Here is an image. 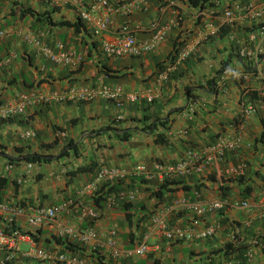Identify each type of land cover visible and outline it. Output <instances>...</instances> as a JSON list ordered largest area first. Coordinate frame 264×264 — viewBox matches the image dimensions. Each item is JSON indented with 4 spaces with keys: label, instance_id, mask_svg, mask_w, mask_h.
<instances>
[{
    "label": "crops",
    "instance_id": "obj_1",
    "mask_svg": "<svg viewBox=\"0 0 264 264\" xmlns=\"http://www.w3.org/2000/svg\"><path fill=\"white\" fill-rule=\"evenodd\" d=\"M95 1L82 0V3L90 9ZM108 1L115 4L129 0ZM235 1L240 2L206 0L199 8L187 0H145L139 10L128 16L108 15L106 30L96 37L83 21L85 28L78 30L53 23L77 17L72 7L61 0H1L0 31L4 37L0 42V60L9 56L10 61L0 67V104L10 105L20 93L38 95L22 114L0 120V178L6 181L1 202L57 206L70 200L68 213L60 214L57 220L84 228L89 223L80 219L79 207H93V204L89 198L78 199L76 191L93 178L98 166L129 169L134 165L147 167L152 161L175 164L187 150L201 151L221 137L237 136V147L227 152L219 163L173 178L190 189L186 194L178 189L172 198H218L216 182L210 177L229 178L225 185L229 186L230 195L225 199L233 203L245 201L252 210L228 208L203 219L171 216V224H189L201 229L218 223L220 229L205 240L162 243L157 251L126 260L128 264H200L198 253L205 256L229 241L233 232L246 243L256 235L255 230H260L262 235L257 223L264 222V147L255 144L253 149L252 140L257 138L264 121V70L254 55L258 48L264 49V35H259L258 26L247 21L242 11L234 12L230 24L222 22V11ZM260 1L263 0L242 2ZM53 8L55 11L49 13ZM155 19L161 24L168 23L170 29L154 50L122 59L102 55L101 42L110 41L122 24L139 28L135 38L140 43L150 36L152 31L147 27ZM249 36H252L250 41ZM26 37L49 47L60 42L65 50L81 54L82 60L77 66L53 65L39 54L38 47L27 43ZM177 41H182L184 56L157 74L155 64L165 60ZM242 47L250 55H242ZM223 65L237 75L225 77L222 89L217 85V71ZM165 69L166 77H161ZM100 82L118 85L127 93L153 90L154 98L151 103L123 101L119 109L101 98L88 102L41 101L49 95L62 94L69 87L95 86ZM252 93L255 99L250 101L247 97ZM248 104H253L255 110L243 118L240 112ZM173 109L178 110L171 112ZM27 131L34 136L20 137ZM156 139L160 141L157 144ZM69 143L74 146L56 159ZM28 153L45 156L47 160L30 164L28 169L27 163L17 160ZM238 164L244 167V185L252 188L244 200L238 197L242 187L235 177L225 175L226 169ZM88 165L95 167L73 173L74 169ZM18 177L23 178L21 184L16 183ZM131 178L136 179L138 200L144 199L143 188L151 187L153 182L138 184L139 178ZM18 226L40 239L55 235L53 225L29 229L19 220ZM92 227L96 232L116 228L120 249H130L140 239L133 223L129 224L119 210H102ZM17 247L24 250L28 245L18 242ZM53 247V243L45 246ZM250 250L253 254L250 264H263L261 251ZM15 257L14 264H43Z\"/></svg>",
    "mask_w": 264,
    "mask_h": 264
},
{
    "label": "built area",
    "instance_id": "obj_2",
    "mask_svg": "<svg viewBox=\"0 0 264 264\" xmlns=\"http://www.w3.org/2000/svg\"><path fill=\"white\" fill-rule=\"evenodd\" d=\"M1 1V0H0ZM64 4L70 5L76 12L81 21L86 23L93 36H99L106 30L107 16H128L134 11L139 10L145 0H129L126 2H117L115 4L109 3L108 0H96L90 7L86 9L82 0H61ZM242 11L244 18L250 23L258 26L259 35H264V25L262 19L264 18V0L260 2H248L246 5H241V2L235 1L230 7L222 11V22L230 24L235 15L234 12ZM152 32L150 36L138 43L135 38V33L139 28H130L128 24H122L113 38L108 42H101L100 51L106 58L122 59L132 56H138L142 53H148L154 50L158 44L164 39L170 29L167 23H159L156 19L153 20L147 27ZM4 34L0 31V42ZM28 44L34 45L39 54L48 62L57 66H77L82 60L81 54H74L64 49L60 42H55L52 47L40 45L34 38L26 37ZM252 36H249V41ZM179 49L177 59L184 56V51ZM242 55H250L244 47L241 48ZM264 53V49L258 48L254 55ZM175 60V61H176ZM10 57L0 60V67L8 64ZM175 63V62H174ZM169 68V67H168ZM167 69V68H166ZM160 76L166 77V70ZM236 76L237 72L232 69L223 68L219 75L217 85L223 89V82L227 76ZM102 79V77H101ZM155 91L148 90L146 92H125L118 86H108L102 82L95 86H79L69 87L62 94H53L42 99V102L49 100H70L74 102H88L96 98H101L114 103L117 109L122 107L123 101L134 103L144 101L151 103L154 98ZM38 95L35 93L17 94L10 105L0 104V120H5L14 116L22 114L24 108L31 104L32 100L37 99ZM253 104H248L242 108L240 115L244 118L254 112ZM34 134L30 131L20 134L22 138L33 137ZM236 136V135H234ZM239 138L234 139L221 137L209 144L204 150H187L182 157L175 164H166L159 161H152L149 166L134 165L129 169H120L107 166H99L94 173L93 178L85 182L76 191V197L93 199L100 187H107L118 181L128 180L132 176L142 179L147 182H161L164 179H173L186 175L189 172L205 169L208 166L219 163L225 154L237 147ZM27 168L31 167L27 163ZM243 165L226 169L225 175L238 177L243 175ZM7 169V168H6ZM22 177L16 178V183L21 184ZM137 190L121 191L115 195H109L103 202V210H109L116 201H137L139 199ZM70 207V200L63 201L57 206H43L31 204H8L0 202V219L6 222H13L18 226L19 220L29 228L34 229L41 226H54V234L74 241L84 246L85 253L99 252L103 261L119 262L135 257H144L154 251L159 250L162 243L170 244L182 240H205L212 237L220 225L212 223L197 229L191 225L170 224L171 214L182 212L187 216L197 219H203L207 215L216 213L218 211L226 210L228 208H250L244 202L233 203L226 199H187L185 197L171 198L162 204L153 214H151L144 226V231L139 234V241H137L130 249H120L118 247L117 230L112 227L104 232H96L91 225L84 228H76L68 224H64L57 220L60 214L68 213ZM80 219L94 222L99 218V213L94 207H81L80 205ZM264 223V222H263ZM262 234H264V227ZM237 233H232L230 240L233 241ZM260 236V235H256ZM239 240L242 239L238 236ZM18 242L27 243L28 247L21 250L17 247ZM154 244H152V243ZM250 248L246 254V263L250 264L252 259V247H257L260 251L264 250V242L256 243L252 239L249 243ZM0 249H3L4 256L0 258V264L18 255L20 258L38 260L43 264H92L88 257H79L69 253L58 251H46L37 247L28 235L21 234L17 228L5 232L0 228ZM264 264V257L262 261Z\"/></svg>",
    "mask_w": 264,
    "mask_h": 264
},
{
    "label": "trees",
    "instance_id": "obj_3",
    "mask_svg": "<svg viewBox=\"0 0 264 264\" xmlns=\"http://www.w3.org/2000/svg\"><path fill=\"white\" fill-rule=\"evenodd\" d=\"M240 0L241 4L244 6V4ZM187 2L193 6V7H199L202 8L204 6V3L206 0H187ZM55 9H51L49 13H53ZM14 13V12H13ZM44 14V13H43ZM41 14V16H43ZM22 15V14H21ZM46 17V16H45ZM51 23V21H49ZM54 24L58 26H63L67 28H72L74 30L78 29H84L85 26L83 22L79 19V17H75L73 20H66V19H60L56 22H53ZM182 41H177L173 44L171 50L168 52L167 56L165 57L164 61L157 62L156 70L157 74L162 72L164 68L170 67L174 64L177 54L179 52V49L181 48ZM167 62V65H163ZM257 62H262L261 69L264 70V53L257 54ZM225 65L221 66L220 69L217 71V74L220 73V71L225 68ZM250 69V67H248ZM251 70V69H250ZM254 71V69L252 70ZM107 71H103L106 76ZM213 89L215 88V85L213 81L211 82ZM248 100L255 99V93H252L251 95H248ZM262 99V98H261ZM178 109H173V111H177ZM262 129L260 133L258 134L257 138L252 140V148H255V144H258L262 147H264V121L261 123ZM107 129V127H105ZM159 140H154V143H159ZM74 145L72 143L67 144L62 151L56 155V159L61 158L66 155L67 149L72 148ZM18 161H23L25 163L34 164L39 161H46L47 157L42 155H37L34 153H28L26 155H23L22 157H19L17 159ZM9 161H11L9 159ZM95 165L91 166H84V167H78L74 169L73 173L81 172V171H91ZM99 167V166H98ZM264 179V178H263ZM129 181H118L116 183H113L107 187H100L97 195L91 199V202L93 204V207L100 211L99 217L102 214L103 210V202L106 197L109 195H115L118 192L121 191H130V190H138L137 187H135V180L133 178H129ZM138 184H147L142 179H137ZM210 180H215L217 185V191H218V198L225 199L230 194V188L229 186L225 185L226 182L229 181V178L223 179L222 177H216L213 179V177H210ZM235 182L242 187L238 191V197L241 200L247 199V197L252 192V188L248 185H244L245 183V176L241 175L238 177H235ZM6 186V181L4 178H0V202L2 197V191L3 188ZM179 186V187H177ZM180 189L181 191L186 194V192L189 191V187L185 185H181L179 179H164L161 182H153L151 187H145L143 188V191L146 192V197L144 199H140L137 201H116L113 203V205L110 207L109 210H119L123 213L124 218L127 220V222L133 223V227L135 228V231L138 234H141L144 231V226L151 214H153L162 204H164L166 201L171 199L176 193V191ZM193 190H198L197 188H193ZM197 192V191H196ZM191 198V197H189ZM186 216L185 213L178 212L171 214L173 219H177L180 216ZM225 220V219H224ZM223 220V222H224ZM93 222L89 223V225L92 226ZM0 228H2L5 232L10 231L13 228H17L21 234L28 235L33 243L46 251H58L63 253H69L72 255H76L79 257H88L92 264H115L114 262H106L103 261L102 257L99 253H85V247L80 245L79 243H76L71 240H67L66 238L59 237L57 235H49V237H46L44 239H40V237L32 233L30 230L23 229L17 225H15L13 222H6L0 219ZM254 239L256 243L264 242V234L260 235L259 237L256 235L251 236V240ZM53 243V248H45L46 244ZM250 248V245L243 240H239L238 236L234 237L233 241H227L223 243L220 247H215L212 249L211 252L207 253L205 256H201L200 253L197 254V257L200 261V264H245L246 263V254ZM2 250L3 254L0 256L2 258L4 256V251ZM261 253L264 255V250L261 249ZM16 255L13 256L10 260L6 261L4 264H14V260L16 259ZM26 260H32V259H26ZM38 261V260H37ZM40 262V261H39ZM117 264H128L127 260L119 261ZM154 264V263H152Z\"/></svg>",
    "mask_w": 264,
    "mask_h": 264
},
{
    "label": "rangeland",
    "instance_id": "obj_4",
    "mask_svg": "<svg viewBox=\"0 0 264 264\" xmlns=\"http://www.w3.org/2000/svg\"><path fill=\"white\" fill-rule=\"evenodd\" d=\"M50 197H51V195H50ZM249 209H251L252 210V208L250 207ZM262 221V220H261ZM170 224H171V222H170ZM257 226L260 228V229H262V231H263V227H264V223H263V221L262 222H259V223H257ZM255 234L256 235H260V233H261V231L260 230H255ZM252 248H257V247H252ZM258 249V248H257ZM259 250V249H258ZM262 258V257H261ZM261 261V260H260ZM255 263H257V261H254ZM143 264H145V263H143Z\"/></svg>",
    "mask_w": 264,
    "mask_h": 264
},
{
    "label": "clouds",
    "instance_id": "obj_5",
    "mask_svg": "<svg viewBox=\"0 0 264 264\" xmlns=\"http://www.w3.org/2000/svg\"><path fill=\"white\" fill-rule=\"evenodd\" d=\"M9 119V118H8ZM6 120V119H5ZM21 204V203H20Z\"/></svg>",
    "mask_w": 264,
    "mask_h": 264
}]
</instances>
